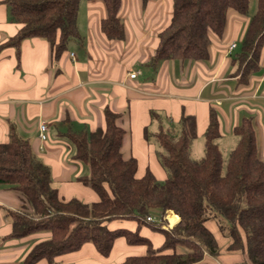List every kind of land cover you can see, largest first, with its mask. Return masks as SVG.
<instances>
[{
	"label": "trees",
	"instance_id": "1",
	"mask_svg": "<svg viewBox=\"0 0 264 264\" xmlns=\"http://www.w3.org/2000/svg\"><path fill=\"white\" fill-rule=\"evenodd\" d=\"M100 1L105 16L100 31L108 40H123L125 28L118 16L121 0ZM148 1L141 0L144 6ZM252 0H173L169 24L158 34L157 46L149 60L154 71L164 61L208 58L209 33L221 36L226 14L234 11L247 16ZM80 0H8L10 20L17 33L0 43V51L13 47L16 57L20 43L29 38L46 40L56 62L69 40L77 38L76 20ZM208 30H211L208 32ZM264 45V0H256V12L246 26L239 52L232 58L241 82L259 69ZM105 127L93 132H68L64 136L74 147L73 158L89 172L80 178L98 196L95 203L77 199L61 200L51 186L50 170L31 151L29 143L10 127L8 141L0 143V186L16 192L23 210H5L13 237L48 232L47 240L37 243L20 264H35L79 250L92 243L107 257L114 241L124 238L129 245H143V256L126 258L121 264H216L206 258L219 256L213 234L205 227L214 221L222 237L230 239L227 249L244 254L249 264H264V163L257 154L255 130L250 117L242 118L233 129L237 138L226 164L216 141L219 128L216 113L210 110L203 134V156L193 159L190 146L196 137L192 116L182 114L178 125L145 130L144 138L156 146L159 164L166 178L157 182L150 170L135 176L137 161L124 159L121 144L125 131L117 125L121 114L104 108ZM152 118L156 113L152 112ZM157 146L160 150H157ZM159 211V222L147 217ZM172 212L179 221L162 228V218ZM176 216L170 215L168 220ZM134 221V231L110 230L106 221ZM163 223V224H161ZM145 227L163 236L154 248L140 235ZM57 264V263H56Z\"/></svg>",
	"mask_w": 264,
	"mask_h": 264
},
{
	"label": "crops",
	"instance_id": "2",
	"mask_svg": "<svg viewBox=\"0 0 264 264\" xmlns=\"http://www.w3.org/2000/svg\"><path fill=\"white\" fill-rule=\"evenodd\" d=\"M7 1L0 0V43L13 37L20 28L10 20ZM80 2L77 38L73 39L76 45L68 43L56 62L52 61L49 43L41 38L23 40L18 57L13 47L0 51V143L8 141L12 127L49 168L51 186L61 200L77 199L88 204L98 201L97 194L81 183L80 178L89 170L73 158L74 147L64 134L103 129L104 108L121 114L117 125L125 135L120 152L124 159H136L137 178L146 169L155 179L166 178L157 164L155 145L144 138L145 130L154 133L159 126L176 128L185 114L194 118L195 139H202L204 143L210 110L216 113L218 121L219 151L220 144L228 152L234 148L237 138L233 129L242 118L250 117L257 154L264 163V45L260 50L259 69L247 81H240L237 64L232 62L240 50L247 16L232 10L226 14L223 34H209L205 61H164L150 75L146 62L157 46L158 34L170 22V0H151L144 6L141 0H121L119 16L125 28V38L121 41L108 40L101 33L100 21L105 16V8L100 1L84 2V34L81 35L78 31ZM166 9L168 15L163 13ZM130 24L137 29H131ZM232 44L235 47L230 51ZM119 59L123 68L118 66ZM136 62L139 66L132 69ZM135 72L136 77L131 79L130 74ZM152 112L156 113L153 118ZM41 121L47 124L45 142L38 138L37 126ZM5 210L18 212L23 210V204L16 192L0 186V264H20L33 246L47 240L50 234L13 237L11 224L3 216ZM205 226L222 252L230 242L220 235L215 222L207 221ZM126 229L134 231L136 223ZM146 229L143 227L140 235L145 236ZM147 238L154 248L163 242V236L158 243ZM145 251L143 245H129L124 238H118L107 257L100 255L92 243H85L77 251L57 256L54 264H121L128 257L143 256ZM243 257L229 255L220 260L238 264L244 262ZM35 264L49 263L40 260Z\"/></svg>",
	"mask_w": 264,
	"mask_h": 264
},
{
	"label": "rangeland",
	"instance_id": "3",
	"mask_svg": "<svg viewBox=\"0 0 264 264\" xmlns=\"http://www.w3.org/2000/svg\"><path fill=\"white\" fill-rule=\"evenodd\" d=\"M84 2H86V0H81V2H80V13H79V23H80V28L78 29V31H79V33L81 34V35H83L84 34V25H83V20H85V15H84ZM172 7H173V0H170V14H171V16H172ZM120 8H121V6H120ZM120 8H119V11H118V16H119V12H120ZM169 11L166 9V10H163V13L165 14V15H168L169 14ZM256 12V0H252L251 2H250V4H249V8H248V14H247V18H248V21H249V19L254 15V13ZM134 16H138V14L137 15H133V17ZM120 17V16H119ZM120 19L122 20V18L120 17ZM131 24L132 25H134V22H131ZM130 24V28L132 29V27H135L136 29H137V26H132ZM211 30H208V32H210ZM210 33H212V32H210ZM209 33V34H210ZM73 43V44H72ZM69 44H72V45H76V43H75V40H73L72 38L69 40ZM73 54L74 53H71L70 55H72L71 57H73ZM115 57H117V56H115ZM150 60V59H149ZM149 60H148V62H146V65L149 63ZM120 59L118 60V66L120 67V68H123V66H124V64H121L120 63ZM139 66V64H138V62H136L135 63V65L134 66H132V69H136V67H138ZM149 68H150V75H151V72L154 74V69H153V67H150L149 65H147ZM158 69V68H157ZM137 72H135V74H136ZM152 77H153V75H152ZM176 78H179L178 76H177V73H176ZM155 123V122H154ZM154 123H152L153 125L152 126H154L155 124ZM152 126H151V128L149 127L148 129V131H150L151 129H152ZM193 143H192V145H191V148H190V150H191V153H190V155H191V157L193 158V159H200L202 156H203V141H202V139H194L193 141H192ZM150 143V142H149ZM151 144H153V143H151ZM154 145V144H153ZM155 150H156V146H155ZM157 150H160V148L157 146ZM220 151H221V156H222V159H223V161H224V166H225V164H226V161H227V159H228V156H229V154H230V152H228V151H226L225 150V148L220 144ZM228 155V156H227ZM156 159H157V156H156ZM157 161H158V159H157ZM158 164V166L165 172V170L161 167V165L159 164V162L157 163ZM165 174H166V172H165ZM156 181L157 182H162V181H160V180H158V179H156ZM152 215V218L153 219H155V220H157L158 222H159V219H160V217H161V213L159 212V211H156V212H154V214H151ZM170 215H173V216H176L177 217V220H176V222L174 223V221H175V217H172V218H170L169 220H168V217L170 216ZM163 220H162V222L164 221V224L163 223H161V224H163L164 225V229H170L171 227H173L178 221H179V217L177 216V215H175V214H173L172 212H166L165 213V215L163 216V218H162ZM170 222V223H169ZM214 222V221H213ZM106 226H107V228H109V229H114V228H117V227H124V228H129V229H131V226L133 225V224H135L134 223V221H119V220H113V221H106ZM205 225V224H204ZM171 226V227H170ZM206 227V226H205ZM220 235H221V233H220ZM145 236H147V237H149L153 242H155V243H158V241L160 240V236H162L160 233H158V232H156V231H152V230H150V229H146V235ZM222 236V235H221ZM224 238V237H223ZM226 239H228V238H226ZM223 241L221 240V243H222ZM228 242H230V239H228ZM230 244V243H229ZM228 244V245H229ZM218 245V244H217ZM222 245V244H221ZM224 246H225V244H224ZM228 247V246H227ZM227 247L225 248V249H223V250H225V252H223V250H222V252H221V249L222 248H220L219 247V256L218 257H216L215 259L214 258H206L207 260H209V261H212V262H214V261H216V262H214V263H217V261L219 262V263H221V264H227L226 262H224V260L222 259V260H220L221 258H224L225 259V257H227V256H229V255H237L238 257L239 256H243L244 254H242V253H240V252H231V251H229L228 249H227ZM145 253H146V251H145ZM144 253V254H145ZM245 257V256H244ZM243 257V259L242 260H244V262H239L238 264H249V262H247L248 260L246 259V258H244ZM247 260V261H246Z\"/></svg>",
	"mask_w": 264,
	"mask_h": 264
},
{
	"label": "built area",
	"instance_id": "4",
	"mask_svg": "<svg viewBox=\"0 0 264 264\" xmlns=\"http://www.w3.org/2000/svg\"><path fill=\"white\" fill-rule=\"evenodd\" d=\"M235 47L234 44L230 45L229 50H233ZM72 56V55H71ZM73 58V57H72ZM264 73V70H263ZM131 79L136 77L135 73L130 74L129 76ZM37 131H38V138L40 141L45 142L48 140V136H47V124L44 121L39 122L38 126H37ZM147 221H155V219L147 217Z\"/></svg>",
	"mask_w": 264,
	"mask_h": 264
},
{
	"label": "bare ground",
	"instance_id": "5",
	"mask_svg": "<svg viewBox=\"0 0 264 264\" xmlns=\"http://www.w3.org/2000/svg\"><path fill=\"white\" fill-rule=\"evenodd\" d=\"M170 223V222H169Z\"/></svg>",
	"mask_w": 264,
	"mask_h": 264
}]
</instances>
